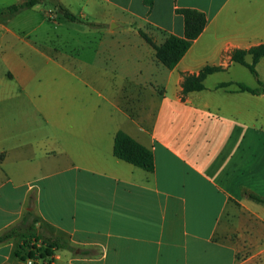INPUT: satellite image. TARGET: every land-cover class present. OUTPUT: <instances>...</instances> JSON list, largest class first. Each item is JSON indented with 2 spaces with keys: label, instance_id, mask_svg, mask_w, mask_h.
<instances>
[{
  "label": "crops",
  "instance_id": "0c3cea01",
  "mask_svg": "<svg viewBox=\"0 0 264 264\" xmlns=\"http://www.w3.org/2000/svg\"><path fill=\"white\" fill-rule=\"evenodd\" d=\"M54 1L99 25L61 24L40 0L0 15V234L36 220L0 264H264V208L243 193L264 196V96L217 87L256 86L230 54L264 45V0ZM175 8L206 23L168 68ZM205 66L220 71L183 92ZM255 70L264 84V57ZM117 131L151 150L152 172L113 155ZM41 234L71 250L27 257Z\"/></svg>",
  "mask_w": 264,
  "mask_h": 264
},
{
  "label": "trees",
  "instance_id": "16d2710c",
  "mask_svg": "<svg viewBox=\"0 0 264 264\" xmlns=\"http://www.w3.org/2000/svg\"><path fill=\"white\" fill-rule=\"evenodd\" d=\"M39 3V0H24L18 4H12L5 9L0 8V15L6 13L8 17H13L24 9L31 8ZM58 13L61 17L72 23H78L88 25L91 27L98 26L99 24L90 22L82 17L73 14L64 6L57 4ZM174 12L181 15L183 19V34L181 37L170 35L161 46L157 53L158 60L168 68H172L177 64L180 58L189 48L191 42L196 39L204 29L206 23V17L203 12H200L193 8H175ZM246 54L251 56V62L247 63L244 60ZM231 60L243 67H245L249 73L255 78L256 86L249 87L244 83H232L223 82L217 85L218 88H225L230 84H234L237 87V91H244L251 94H259L264 96V84L258 79L257 72L255 70V64L260 57H264V45L251 47L248 50H233L230 54ZM220 71V67L205 66L198 74H184L183 77V92L202 90L204 88L203 79L212 73ZM113 155L131 165H134L146 172L153 171V154L150 149L143 147L137 143L134 139L129 137L122 131H117L113 139L112 147ZM0 155V159H1ZM247 195L248 199L260 204L264 208V196L252 192H243ZM29 215V214H28ZM27 218L22 219L18 224L0 234V243H3L11 238L17 236H23L26 233H32V228L36 222L32 218L27 222ZM43 245L42 248L35 249L33 246L26 254L31 258L35 256L47 257L52 255L55 250H71V247L62 238L52 235H40L38 238ZM33 250H35L33 252Z\"/></svg>",
  "mask_w": 264,
  "mask_h": 264
},
{
  "label": "rangeland",
  "instance_id": "374dc122",
  "mask_svg": "<svg viewBox=\"0 0 264 264\" xmlns=\"http://www.w3.org/2000/svg\"><path fill=\"white\" fill-rule=\"evenodd\" d=\"M41 1V3L43 4V7L46 9V8H48V7H53L54 8V10L53 11H55V13L53 12V11H50V12H53V18L55 19L57 16H58V18H60L61 16H60V14L58 13V10H57V8H56V6H57V3L54 1V0H40ZM50 12H48V13H50ZM55 14H57V16L55 15ZM56 16V17H55ZM48 18H49V16H47ZM61 24H67V25H69V26H72L74 29L76 28V29H78L77 27H79V28H82L83 27V24H77V23H70V22H63V23H61ZM46 26V25H45ZM48 27H52V25H48ZM53 28V27H52ZM75 36V38L77 39V40H79V42H81L82 41V39H83V36L82 35H79V34H75L74 35ZM80 56L82 57V54L80 53ZM245 71V70H244ZM246 72V71H245ZM245 74H247L246 75V77H247V81L249 82V83H251V84H255L256 85V82H255V78L250 74V73H248V72H246ZM246 77H244V78H246ZM96 101H99L100 103H101V100H98V99H96ZM102 105H103V103H101ZM251 202H253V201H251ZM253 204H255L256 206H258V207H261L262 208V206L260 205V204H257V203H255V202H253ZM27 234H25V236H26ZM26 241H27V239H25Z\"/></svg>",
  "mask_w": 264,
  "mask_h": 264
},
{
  "label": "built area",
  "instance_id": "2783aa9c",
  "mask_svg": "<svg viewBox=\"0 0 264 264\" xmlns=\"http://www.w3.org/2000/svg\"><path fill=\"white\" fill-rule=\"evenodd\" d=\"M35 250H33V252H34ZM37 253V252H36ZM36 253H35V255H36ZM51 256V255H50ZM50 256H47V257H50ZM31 262V260L29 259L28 260V263H30Z\"/></svg>",
  "mask_w": 264,
  "mask_h": 264
}]
</instances>
